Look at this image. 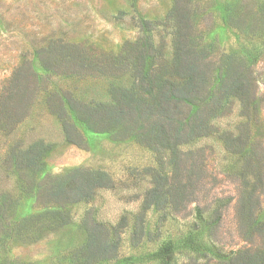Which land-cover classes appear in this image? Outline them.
<instances>
[{
	"label": "rangeland",
	"instance_id": "1",
	"mask_svg": "<svg viewBox=\"0 0 264 264\" xmlns=\"http://www.w3.org/2000/svg\"><path fill=\"white\" fill-rule=\"evenodd\" d=\"M182 4L195 49L209 62L205 103L231 70L244 71L250 84L225 101L210 133L181 147L195 152L196 200L182 214L172 206L149 209L146 229L155 239L137 243L132 216L152 184L154 155L125 125L97 130L70 104L107 103L111 88L132 84L145 21H152L159 58L171 55L170 20L163 19L173 0H0V264H158L155 251L168 237H179L176 264H215L186 241L195 206L205 215L218 209L210 241L222 252L264 250V0ZM59 106L74 127L73 143ZM38 140L47 146L39 167L14 166V146ZM77 169L101 171L110 182L89 200L59 205L66 200L51 197L52 187ZM123 216L118 249L92 253L95 223L113 226ZM192 235L205 243L203 232Z\"/></svg>",
	"mask_w": 264,
	"mask_h": 264
},
{
	"label": "trees",
	"instance_id": "2",
	"mask_svg": "<svg viewBox=\"0 0 264 264\" xmlns=\"http://www.w3.org/2000/svg\"><path fill=\"white\" fill-rule=\"evenodd\" d=\"M173 2L171 12L163 19L170 20V56L159 58L149 34L152 21H145L143 23L148 33L143 38L144 46L137 49L133 61L132 84L129 87L111 88V100L107 103L70 104L74 116L93 124L97 130L125 125L138 142L154 155L156 167L151 171L152 184L146 191L139 212L132 216L130 235L137 243L155 239L146 229L145 213L149 209L165 210L172 206L177 213L182 214L180 209L185 208L187 201L196 200L197 189L192 179L194 170L189 169L192 165L196 168L190 163V157L195 152L184 153L181 147L210 133V120L222 111L225 101L231 97H242L250 84L244 71L231 70L225 73L219 88L205 103L209 62L195 49L191 35L192 24L182 0ZM262 46L264 49V43ZM61 51L69 56L64 46ZM64 110L62 106L57 110L62 120L65 118ZM72 126L69 120H63V128L70 143H73ZM17 146L11 152V155L14 153V166L38 168L47 146L41 140L26 148ZM109 182L107 175L101 171L77 169L66 180L53 186L49 195L56 200H66L60 201L63 203L59 205L64 206L91 199L97 188L108 186ZM194 208V220L187 226L190 231L186 236L192 251L199 253L206 262L215 264H264V250L261 249L233 253L219 250L210 241L211 237L215 238V228L220 221L218 209L205 215L198 206ZM126 220L123 216L113 226L95 223L87 247L92 253L102 256L115 252L120 246L121 234L125 232L123 228ZM193 232H203L205 243H197ZM178 238L168 237L160 241L154 254L158 264H176L175 246L179 242Z\"/></svg>",
	"mask_w": 264,
	"mask_h": 264
}]
</instances>
